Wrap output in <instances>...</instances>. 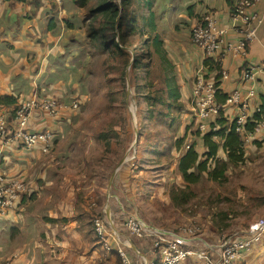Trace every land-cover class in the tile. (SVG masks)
I'll use <instances>...</instances> for the list:
<instances>
[{"label": "rangeland", "instance_id": "374dc122", "mask_svg": "<svg viewBox=\"0 0 264 264\" xmlns=\"http://www.w3.org/2000/svg\"><path fill=\"white\" fill-rule=\"evenodd\" d=\"M195 1L135 0L131 11L136 18V30L129 34L125 44L117 32L118 45L127 53L124 55L126 63L116 61V56L107 51L95 35L90 34L92 24L99 18V14L93 12L100 4L99 0H93L85 9L77 8L71 0H64L59 6L53 2L51 9H46V18L42 20L48 26L52 22L55 24L56 29L52 34L59 38L60 52L57 50L59 55L56 57L43 56V62L48 60L43 77L46 85L44 92L41 89L37 91L41 93L40 99H45L47 94L67 110L60 114L62 124L59 122L50 129L58 132L48 152H43L44 157L31 160L30 152L20 147V151L27 153L17 160H23V167L28 168L30 173L25 170L16 178L25 182L28 189V194L22 197L25 199L30 194L28 184L31 185L34 180L37 182L42 178L43 170H47V182L40 180L44 187L42 194L51 187L53 192L50 196L55 200L57 209L60 207L58 204L65 201L64 214H58L56 223L62 224L63 218H66L69 225L76 227L74 245L70 246L66 264H84L93 248L96 249L94 257H91L94 260L87 264H107V255L100 245L103 242L93 231V221L98 214L101 215L98 212L105 208L107 193L110 199L117 197L115 205L132 210V213H137L153 226L166 229L197 228L208 242L243 239L244 234L264 218V133L245 137L246 162L230 168L226 183H215L206 178L186 190L194 194L190 202L180 206L174 201L179 188L186 186L178 170L181 155L175 147L185 133L191 136L187 126H192L189 120L192 114H188L194 112L196 106L181 102L186 105L184 108H178V104L172 109L168 105L153 108L145 98L167 92L161 66L169 68V65H160L154 57L152 41L157 37L165 41V49L173 66L166 70L168 79L173 81L175 87L180 85L181 93L186 89L183 94L185 103L192 97L193 81L188 80L187 83L189 71L185 65L193 48L191 63L198 58L197 47L191 38L194 21L187 19V7H193ZM201 21L205 23L204 19ZM198 22L197 19L195 23L198 25ZM152 25L156 27V32ZM6 26L7 21L0 29ZM148 44L150 48H146ZM8 57L12 59L9 55L2 59ZM33 62L32 66L36 65ZM116 65L123 68V72H119ZM55 67L57 70H52ZM196 69L192 70V74L199 71ZM197 78L193 77L194 81ZM203 78L206 79L205 76ZM13 83L7 88L0 87V99L11 95L10 92L14 93ZM151 85L154 89H151ZM58 86L62 89L61 97L56 95L59 92L55 94L53 88L49 92L51 87ZM18 90L22 94L25 91V99L33 96L34 88L31 86ZM76 99L80 101V109L72 112ZM2 107L0 104V119H9L8 114L1 116L4 114ZM30 133H34L33 130ZM196 133L192 132L193 137ZM36 147L45 148L41 144ZM7 155L10 158L13 156ZM224 156V152L220 151L219 157ZM4 160L1 155L0 167ZM1 169L0 172L9 176L7 167ZM43 202L45 199L34 208L37 213ZM92 203H96L97 211L90 209ZM39 217L47 220L52 216L44 214ZM50 222H44L46 230L57 226L54 221ZM9 223L10 219H0V229ZM57 235L49 233L51 245L59 240ZM130 240L133 244L134 239ZM246 254L247 261L251 260L250 264H264V238ZM113 256L114 264H120L118 257ZM149 261H153L152 256ZM186 264L202 263L189 260Z\"/></svg>", "mask_w": 264, "mask_h": 264}, {"label": "crops", "instance_id": "0c3cea01", "mask_svg": "<svg viewBox=\"0 0 264 264\" xmlns=\"http://www.w3.org/2000/svg\"><path fill=\"white\" fill-rule=\"evenodd\" d=\"M30 1L31 2H29V0H0V26H3L6 21L8 25L0 29V87L3 86L4 88H7L10 86V83L14 82V85H12L14 93H10L11 95L18 97L19 101L24 99L25 91L24 94H22V91L18 90V88H26V86L33 87V96L36 94L40 95L39 97L41 98V93L37 91V89H41L44 92L46 79H43V77L48 64L47 59L43 62V56L48 55L56 57L59 55L57 52V50H59V38L52 34L56 27L51 31L48 24H44L42 20L46 18V16H44L47 13L46 9L50 10L51 5H54V1L39 0V4L38 0L34 2L32 0ZM229 1L234 4L238 2V0H197L193 4L195 17L190 18L188 16L187 19H190L191 22L193 20L195 25L197 24L195 21L199 17H207L208 15L214 16L221 27L230 29L228 39L234 41L238 38L239 34L238 31L232 30L231 26H236L240 29H244V26L241 21L233 19ZM191 7L192 6L187 8L189 9ZM248 13L258 14L263 20V24L258 30L257 40L250 44L248 56L244 58H234L232 55L228 54L223 58L222 63L219 65L222 70L227 71L229 78L227 80L221 78L219 81V88L221 90L220 92L227 96L238 91L245 99L248 98L249 89H255L256 96L249 101V114L252 115L255 110L261 108L264 100V0L248 10ZM5 47H7V49L1 51ZM196 52L198 55L197 60H195L193 64L191 63L190 55H193L194 53L193 48V51L191 50L190 55L188 56L189 62L185 65L189 71V74L186 75L188 78L187 83L188 80L193 81L194 83L193 77L195 78L199 71L207 73L205 76H214L213 72L209 73L208 70H206V66L204 65L206 60L202 51L196 48ZM8 55L11 56L12 59L9 57L2 59ZM33 60V63H36L34 66H32L33 64L31 63ZM248 66H252L257 70V77L254 81L246 82L244 79V71ZM193 69L199 71L192 74ZM52 70L56 71L57 68L55 67ZM50 72L52 73V71ZM21 75H23L24 78H20ZM15 78H18V80L14 81ZM26 80H28V82ZM59 86L51 87L49 92H51V89L53 88L54 91H56L55 94L59 92L56 95L61 97L62 89ZM185 91L186 89H183V94ZM56 95H54V97H56ZM46 96L49 97L47 94ZM186 104L189 103L186 102ZM1 110L6 116L7 114L9 115V123L13 126L14 123L11 119V117H13V112L11 109L2 107ZM239 112V107L234 105L226 106L224 109V115L230 120V122H233L238 118ZM190 114H192V116ZM188 115H190L189 120L191 124V122H194V119H196L197 111H191ZM190 117H192V119H190ZM60 121L61 117L51 118L46 113L37 111L29 124V128L30 130H33V132H40L46 129L55 128ZM213 122L214 120H209L207 124L210 125ZM196 129L198 130L197 126L194 130H189L191 136L188 135L189 142L187 143H192V132H196ZM207 131L208 130L205 132ZM193 139V143H196V152L202 156L205 153L202 139L198 137H193ZM28 152H30L29 156L32 157L31 160L36 158L41 159L42 156L44 157L41 147H36ZM8 153L13 155L12 158L8 157ZM23 153L27 152L20 151V148L16 144L10 145L9 143L4 146V141H0V156L2 155L3 160L6 159L4 160V164L1 162V167H7L6 171L9 176L16 177L22 174L25 170L27 173H30L28 168L26 169L25 166L23 167V160H17L21 159L20 156H24ZM1 167L0 171H2ZM28 167L30 168L31 166ZM46 172L47 170H43L41 179L37 180V182H35V180L32 181L31 185L28 184L30 191L29 197L25 198L21 209L17 212L11 211L9 213L11 223L0 229V264H66V259L71 249L70 246L74 245V228L76 227L73 224L69 225L67 220H65L66 218H63L64 221L62 224L56 223L57 221L55 220H58V214H64L63 209L65 201H61L58 204L60 207L57 209L55 200L50 196L53 192L52 188L50 187L46 193L42 194L44 187L40 180H44V183L47 182L45 181ZM37 183H39V189ZM53 187L56 186L54 185ZM106 198L107 203L105 204V208L98 212L101 214H98V216H108L110 222L109 243L113 245V247H117L119 241L118 238H120V242H132L125 229L123 214L121 212L122 209L120 208H123V211L127 213H132V210L115 205V199L117 197H112L113 199H110V196L107 193ZM43 199H45V202H43L42 208L37 213L34 208L41 203V200ZM51 199L52 204H50ZM124 203L127 204L126 201H124ZM90 209L97 211L96 203H92ZM44 214L52 217H49L47 220L39 217ZM50 221H54L57 226H52L51 229L46 230L43 227L44 222H49L51 224ZM11 229L12 234L10 235ZM50 232L53 235L58 234L57 238H59V240L54 245H51L49 241ZM59 233H62V235ZM100 245L102 249L105 250L103 244L101 243ZM132 245L134 247H126V251L134 261L143 262L151 258V247H149V243L133 241ZM97 249L101 251L100 247ZM95 250V248L91 250L92 254L89 256V259L84 260V264L94 260L91 259V257H94L93 254ZM104 252L107 255V264H114L115 256L113 255H115V253H108L106 250ZM244 259L247 263L251 262V260L247 261L246 256Z\"/></svg>", "mask_w": 264, "mask_h": 264}, {"label": "built area", "instance_id": "2783aa9c", "mask_svg": "<svg viewBox=\"0 0 264 264\" xmlns=\"http://www.w3.org/2000/svg\"><path fill=\"white\" fill-rule=\"evenodd\" d=\"M58 6L64 0H52ZM262 0H238L232 12L233 19L242 22L244 29L231 26L232 30L238 31V38L229 40V28L221 27L218 20L211 15L205 17V23L196 27L191 35L192 42L202 51L205 60L214 59L221 64L223 58L230 54L234 58H244L249 54V46L257 40L259 27L263 24L258 14H249L248 10L261 3ZM208 70V68H206ZM209 72V70H208ZM207 73L199 71L196 75L197 81L193 83L192 97L187 101L195 104L197 111L196 120L198 130L205 133L208 130L209 120H214L224 111L226 106H237L240 109L236 119L237 132L248 137L264 133V115L257 124L254 132L246 131L247 120L250 119L249 101L256 96L255 89H249L248 98H244L238 91L228 96L226 105H220L217 95L221 90L216 85L213 75L205 76ZM207 77L204 79L203 77ZM257 77V70L252 66L246 67L244 79L246 82L254 81ZM221 78L227 80L229 75L222 70ZM40 95L23 99L12 113L11 119L14 123L10 125L9 119H0V141L4 146L16 144L26 151H32L39 144L43 145V152L47 153L50 144L55 141L56 132L46 129L40 132L30 133L29 124L37 111L46 113L51 118H60V114L67 108L60 105L58 101L46 97L40 99ZM80 101L76 99L72 112H78ZM256 111H259L256 110ZM1 116H6L1 114ZM60 124H62L60 122ZM59 125V123H58ZM218 130V127H215ZM189 145L186 149H189ZM28 194L25 182L20 178L9 177L5 172H0V219H9V213L17 212L24 204L23 195ZM30 195V194H29ZM125 229L130 239L149 243L153 261L136 262L127 253L126 247L131 248V241L128 243L118 241L117 247L112 249L109 243L110 222L108 216H98L93 221L96 236L103 242L108 253L115 252L120 264H185L189 260L196 259L202 264H250L244 261V254L250 252L264 238V218L256 222L251 230L247 231L243 239H229L224 243L208 242L199 233V229L190 227L162 228L153 226L138 216L137 213H127L122 209ZM134 247V246H133Z\"/></svg>", "mask_w": 264, "mask_h": 264}, {"label": "trees", "instance_id": "16d2710c", "mask_svg": "<svg viewBox=\"0 0 264 264\" xmlns=\"http://www.w3.org/2000/svg\"><path fill=\"white\" fill-rule=\"evenodd\" d=\"M71 1L77 8L85 9L89 7L93 0ZM99 3L100 4L98 7L93 11L94 13L99 14V18L97 17L95 24H92L93 31L90 28V34L95 35L96 38L101 41L102 46L107 51H110L111 54L116 56V61L123 60L126 63L124 55L127 53H125L118 45L117 32L120 40L123 42V44H125L129 34H133V32L136 30L134 24L136 18L133 17L131 11L135 4V0H99ZM236 3L234 4L229 1L232 12L234 11ZM188 16L190 18L195 17V9L193 7L188 9ZM204 18V16L203 18H197L199 19L198 25L195 24L192 30L203 25L201 23V19ZM151 27L154 28V32L157 31L154 25ZM49 29L51 31L55 29L53 22L49 25ZM152 42L153 47H155L154 57L157 58V61H159L158 63H160V65L168 64L169 68H173L172 64L170 63L169 54L165 49V41L157 37ZM150 46L151 45L148 44L146 48H150ZM204 65L206 68H208L209 73H214L216 85L218 86L222 72V68L220 67L219 63H217L214 59H207ZM118 67L120 70L119 72H123V68L120 66ZM169 68H164L161 66V71L165 75L164 85H167V92L163 93L161 96L148 95L145 98L148 105L152 106L153 108L168 105V108L172 109V106H177V104L178 108H184V106H186L183 105L186 103L184 102L185 98L183 96V92L181 93L180 85L175 87L173 85V81L168 79L166 70ZM148 77H151V71L149 72ZM208 79H210V77H208ZM174 83H176V79L174 80ZM151 89H154L153 85H151ZM227 99V95L222 93L217 95V101L220 105H226ZM18 102H20L19 98L15 95H7L0 99V104L3 107L11 109L12 112L16 110L17 105L19 104ZM263 115L264 100L259 111L255 110L254 113L250 115V119L247 120L246 131L254 132L257 126L255 122H260ZM197 124L198 121L194 119L192 126H187V130L196 128ZM215 127H218V130H216ZM196 132L198 133L195 134V137L201 138L204 144L205 153L202 156L196 152V143H191L192 145L187 143L189 142L187 133H185L183 138L178 141L175 147L177 152L181 155L178 161V170L181 174L184 184H186L184 189L179 188V191L175 194L176 196L174 195V201H176L180 206L187 204L194 198L193 193H188V191H186L189 189V187L200 184L206 178L211 182H219L220 184H224L229 180L228 172L230 168L243 165L246 162L245 137L247 136L237 132L236 120L230 122V120L225 117L224 111H222L219 116L214 119V122L209 125L207 132L203 133L197 129ZM188 145L190 148L186 149ZM220 151L224 152L225 158L219 157ZM111 246L113 250L116 249H114L113 245ZM245 256H247L246 253L244 254V258ZM192 260L196 261V259Z\"/></svg>", "mask_w": 264, "mask_h": 264}]
</instances>
